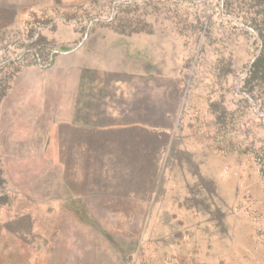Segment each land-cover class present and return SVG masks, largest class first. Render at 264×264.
Masks as SVG:
<instances>
[{"label": "rangeland", "instance_id": "obj_1", "mask_svg": "<svg viewBox=\"0 0 264 264\" xmlns=\"http://www.w3.org/2000/svg\"><path fill=\"white\" fill-rule=\"evenodd\" d=\"M264 0H0V264H264Z\"/></svg>", "mask_w": 264, "mask_h": 264}, {"label": "trees", "instance_id": "obj_2", "mask_svg": "<svg viewBox=\"0 0 264 264\" xmlns=\"http://www.w3.org/2000/svg\"><path fill=\"white\" fill-rule=\"evenodd\" d=\"M252 72L255 73L260 70H264V40H263V46L260 50L258 56L255 58L254 62L252 63Z\"/></svg>", "mask_w": 264, "mask_h": 264}]
</instances>
